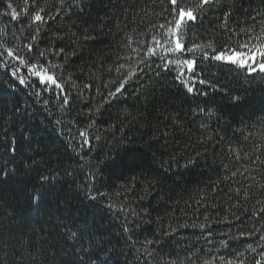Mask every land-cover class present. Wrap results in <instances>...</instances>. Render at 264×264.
<instances>
[{"label": "trees", "instance_id": "16d2710c", "mask_svg": "<svg viewBox=\"0 0 264 264\" xmlns=\"http://www.w3.org/2000/svg\"><path fill=\"white\" fill-rule=\"evenodd\" d=\"M171 9L169 0H0V52L46 51L41 63L70 99L62 107L60 90L17 61L0 66V264H264V73L199 50L166 54ZM197 15L183 28L187 47L248 54L264 44V0H219ZM165 55L197 60L182 77L194 93L175 79L181 68L156 67ZM129 72L124 94L102 105ZM82 130L90 147H80ZM240 232L252 235L229 239Z\"/></svg>", "mask_w": 264, "mask_h": 264}, {"label": "snow or ice", "instance_id": "6c2138e0", "mask_svg": "<svg viewBox=\"0 0 264 264\" xmlns=\"http://www.w3.org/2000/svg\"><path fill=\"white\" fill-rule=\"evenodd\" d=\"M27 2V0H26ZM219 0H197V3L194 7H184L180 5L179 0H169L170 5L172 6L171 13L173 15V20L169 22V25L167 26V35H168V42L167 47L165 48L166 54H172V53H180L183 54L184 52L192 53L193 55L197 50L202 52L201 57L199 59L202 60H215L218 62H226L231 63L233 65H238L239 67L246 68V70L249 73H255L257 71V68L259 69L260 73H264V44L260 45L255 51L249 52L247 55H244L242 53H239L235 50H226V49H220L216 50L213 48L212 53H209L207 51H203L202 46L193 44L191 47H187L183 41V28L187 26L189 23H194L198 19V12H203L205 10V7H211L214 4L218 3ZM9 9L12 10V18L17 19L18 14L16 13V9L13 8L12 4L9 3L7 5ZM27 11V9L25 10ZM43 12V9L36 11L31 16L32 24L36 26L35 31L38 34L39 33V25L46 23L45 17L41 14ZM226 16L229 15L228 13L225 14ZM161 28L166 27L165 25H161ZM59 38V37H57ZM33 40L36 39V36L32 37ZM156 46H161L160 41H155ZM209 48L212 47V45H208ZM242 47L247 48L248 45L244 44ZM26 54L30 59L25 58V54H22L19 50H14L12 48H7L4 50V52H0V55H5L6 53V59L0 63V66L2 67H9V60L11 61H17L20 65L25 66L30 72L31 76L35 78L36 81L39 82L40 85H44L47 87L48 84H51L55 89H59L61 92V95L57 97L61 100V106H68L70 104V99L67 95V93L64 91L62 83L58 80L57 77L50 74L49 69L45 66L44 63H41L40 58L46 56V51H37L36 56H32L33 51V45L27 44L25 45ZM64 49L60 48L55 54L59 55L63 53ZM147 52L153 56L158 55V53L155 51V47H150L147 49ZM257 56L260 57L259 60H257ZM160 59L163 61L162 64L156 65L157 68L162 69L164 72H170L171 66H176L178 68H181V71L176 75L175 79L177 82L185 85L186 91L188 93H194L196 89L192 86H188L187 83L182 79L184 76V70L188 72L195 73L196 66H197V60L196 59H183L182 61L179 58L176 59H168L167 55L161 56ZM141 63L148 65V60L146 58L141 59ZM53 67H57V65L53 64ZM123 68V65H120L119 68L116 70L119 72ZM21 69L19 67H13L11 71V75L19 80L20 84H27L29 82V77L21 76L20 75ZM134 75L133 72H129L127 77H124L120 80L118 86L115 87L114 91H109L107 93V96L104 97L102 105L108 104L110 105L113 101L117 100L120 96L124 94L126 91L125 85H127L132 76ZM254 78V77H253ZM85 87H88V85H85ZM36 95H40L41 93L37 91L35 93ZM100 94L99 92L97 93ZM203 95H206V93H202ZM45 104L48 103L47 100L44 101ZM101 105V106H102ZM91 109H89V113H91ZM97 111H99V108H97ZM91 118V117H90ZM59 123V121H57ZM95 121H92V123H89L87 125L88 128L94 127ZM80 137L83 138V143L80 145V147L91 146V140L88 138V133L86 130H82L79 132ZM96 140H99L100 137L96 136ZM235 175V173H233ZM96 174H91V179H95ZM41 179H47V177H42ZM95 199V197H93ZM111 207V205H110ZM119 211H127L125 208L121 207ZM264 211V209H262ZM132 215H138L134 210L132 212ZM238 219V217H237ZM200 229L203 231L206 227V225L201 224L199 225ZM128 230L127 228L125 229ZM166 235L168 233H165ZM211 232L208 233L209 236H211ZM252 235L251 232L245 233L240 232L239 236L237 237H230L229 239H240L245 236ZM260 240L264 241V235L260 236ZM148 243H153V241H148ZM221 245L225 248L229 246V240H221ZM252 245L249 244L248 248L251 249ZM243 253H237V256H242ZM224 264H234L233 260H226L224 261ZM237 264H243L242 261H238ZM259 264V261L257 262Z\"/></svg>", "mask_w": 264, "mask_h": 264}, {"label": "rangeland", "instance_id": "374dc122", "mask_svg": "<svg viewBox=\"0 0 264 264\" xmlns=\"http://www.w3.org/2000/svg\"><path fill=\"white\" fill-rule=\"evenodd\" d=\"M244 55H247V54H244ZM260 58H259V56H257V60H259ZM226 63V62H225ZM228 64H231V63H228ZM235 66H237V67H239L238 65H235ZM240 68H242V67H240ZM242 69H245L246 70V68H242ZM247 71V70H246ZM248 72V71H247ZM249 73V72H248ZM256 73H260L259 72V69L257 68V71L255 72V73H249V74H256Z\"/></svg>", "mask_w": 264, "mask_h": 264}]
</instances>
